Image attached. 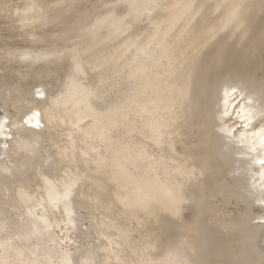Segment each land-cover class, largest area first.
Listing matches in <instances>:
<instances>
[{
    "label": "bare ground",
    "instance_id": "1",
    "mask_svg": "<svg viewBox=\"0 0 264 264\" xmlns=\"http://www.w3.org/2000/svg\"><path fill=\"white\" fill-rule=\"evenodd\" d=\"M0 264H264V0H0Z\"/></svg>",
    "mask_w": 264,
    "mask_h": 264
},
{
    "label": "rangeland",
    "instance_id": "2",
    "mask_svg": "<svg viewBox=\"0 0 264 264\" xmlns=\"http://www.w3.org/2000/svg\"><path fill=\"white\" fill-rule=\"evenodd\" d=\"M87 225V221H83L81 224H80V227H82V228H79L80 229V231L81 230H85V228L87 227L86 226ZM64 225H62L59 229H58V231H57V233H58V235H60V237L61 238H63V237H65V238H63L64 240L62 241V243H61V246L63 247V249L64 248H69L70 247V241L72 240L73 242L74 241H80V242H83V241H81L83 238H84V236L82 237V239L81 238H79L80 237V232H79V229H73V230H70V229H68V228H65V227H63ZM60 230H64V231H62L61 232V234H60ZM67 230V231H66ZM69 230V231H68ZM69 232V233H68ZM66 234V235H65ZM62 235V236H61ZM68 235V236H67ZM76 238V239H75ZM78 238V239H77ZM84 243V242H83Z\"/></svg>",
    "mask_w": 264,
    "mask_h": 264
}]
</instances>
